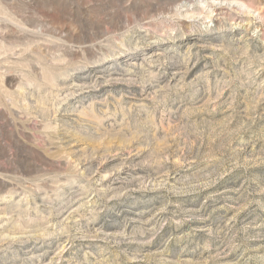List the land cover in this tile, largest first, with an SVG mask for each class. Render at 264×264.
Returning <instances> with one entry per match:
<instances>
[{"label": "rangeland", "instance_id": "374dc122", "mask_svg": "<svg viewBox=\"0 0 264 264\" xmlns=\"http://www.w3.org/2000/svg\"><path fill=\"white\" fill-rule=\"evenodd\" d=\"M0 264H264V0H0Z\"/></svg>", "mask_w": 264, "mask_h": 264}]
</instances>
